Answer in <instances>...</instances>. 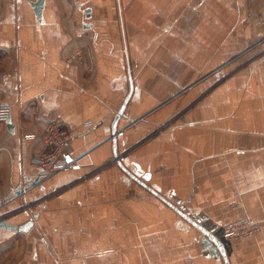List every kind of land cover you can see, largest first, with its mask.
<instances>
[{"label":"crops","instance_id":"0c3cea01","mask_svg":"<svg viewBox=\"0 0 264 264\" xmlns=\"http://www.w3.org/2000/svg\"><path fill=\"white\" fill-rule=\"evenodd\" d=\"M36 1L0 0V220L32 221L0 264H224L162 198L259 222L227 259L264 264V0ZM55 120L72 163L28 186Z\"/></svg>","mask_w":264,"mask_h":264},{"label":"built area","instance_id":"2783aa9c","mask_svg":"<svg viewBox=\"0 0 264 264\" xmlns=\"http://www.w3.org/2000/svg\"><path fill=\"white\" fill-rule=\"evenodd\" d=\"M10 114L8 105H0V122L7 121ZM72 135L66 131L59 120L51 121L45 128V140L47 149L41 152L35 159L40 167L39 180L46 179L52 174L66 170L71 163L67 162L65 155ZM1 203V202H0ZM261 229L259 222L244 219L223 227L225 239H241L256 235Z\"/></svg>","mask_w":264,"mask_h":264},{"label":"water","instance_id":"95a60500","mask_svg":"<svg viewBox=\"0 0 264 264\" xmlns=\"http://www.w3.org/2000/svg\"><path fill=\"white\" fill-rule=\"evenodd\" d=\"M43 3H44V0H37L34 4V10H35V13L38 17H40V15H41ZM123 106L119 110V112L117 113V115L115 117V121L118 119L119 115L122 113ZM6 122L8 124V129L9 128L11 129L12 126L10 125V120L7 119ZM112 132L114 135V133H115L114 125H113V131ZM113 145H115V138L114 137H113ZM114 156L116 157L115 150H114ZM65 159L67 162L72 163V159L70 157V154L67 153L65 155ZM117 162H118L119 166L127 173L128 177L134 178V176L130 172H128L124 167H122V165L120 164V162L118 160H117ZM38 183H39V177L37 176L36 179H33L28 183V186H35ZM143 186H145V185L143 184ZM148 189L151 192L155 193L149 187H148ZM20 193H21V188L18 187L17 190L15 191V195H18ZM162 200L164 202H166L168 205H170L185 220H187L189 223H191L193 226H195L199 229V231L202 233L201 242H202L204 248L207 249L210 252V254H212L214 257L221 256L223 258L224 264H229L228 259H227V250L229 248V242L230 241L223 237V227L211 224V222L207 221V218H205V217L202 218L201 220H203V221H201L199 218H196L194 216L193 217L189 216L185 212L180 210L178 207L172 205L171 203L167 202L163 198H162ZM31 225H32L31 220H29L27 223H24L20 226L10 225L6 221L0 220V228H6L9 230H13V231L25 232V231H27V229Z\"/></svg>","mask_w":264,"mask_h":264},{"label":"rangeland","instance_id":"374dc122","mask_svg":"<svg viewBox=\"0 0 264 264\" xmlns=\"http://www.w3.org/2000/svg\"><path fill=\"white\" fill-rule=\"evenodd\" d=\"M242 220H244V219H242ZM238 221H240V220H238ZM238 221H235V222H238ZM235 222H233V223H235ZM233 223H230V224H233ZM211 224H213V223H211ZM230 224H228V225H230ZM214 225V224H213Z\"/></svg>","mask_w":264,"mask_h":264}]
</instances>
